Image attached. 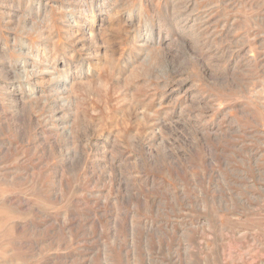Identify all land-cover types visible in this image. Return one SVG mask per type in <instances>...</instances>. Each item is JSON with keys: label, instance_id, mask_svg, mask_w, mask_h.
<instances>
[{"label": "rangeland", "instance_id": "rangeland-1", "mask_svg": "<svg viewBox=\"0 0 264 264\" xmlns=\"http://www.w3.org/2000/svg\"><path fill=\"white\" fill-rule=\"evenodd\" d=\"M0 264H264V0H0Z\"/></svg>", "mask_w": 264, "mask_h": 264}]
</instances>
